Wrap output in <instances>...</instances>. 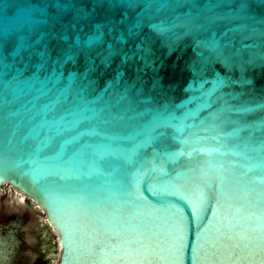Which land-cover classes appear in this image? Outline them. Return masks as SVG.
<instances>
[{
    "label": "snow or ice",
    "instance_id": "6c2138e0",
    "mask_svg": "<svg viewBox=\"0 0 264 264\" xmlns=\"http://www.w3.org/2000/svg\"><path fill=\"white\" fill-rule=\"evenodd\" d=\"M253 3L264 5V0H56L55 13L50 14L47 5L37 8L40 18L33 19L28 34L0 37V178L9 171L30 177L48 200L53 219L59 220L63 197L52 177L108 175L120 185L137 150L165 135L158 129L192 128L195 130L189 135L206 139L198 133L214 131V123L209 125L202 119L199 125L183 124L198 110L220 104L216 112L209 113L214 118L225 109L264 111V103L239 108L228 104L225 98H236V94L224 89L250 83L243 76L233 80L218 72L211 78L206 75L209 66L216 63L229 70L239 67L241 72L245 65L256 63L254 56L238 60L240 52L234 39H226L230 32L250 30L254 35L258 31L255 27L243 23L221 31V22L226 20L264 25V14H254ZM189 4L188 11H180ZM224 5L229 10L218 11ZM162 12L171 15L158 19ZM260 34L264 35V30ZM181 36H192L202 51L189 65L192 80L186 89L198 93L188 100L195 101L197 108L181 104L187 110L180 117L181 124H174L177 117L168 111L167 103L143 109L141 105L153 103V92L164 95L158 75L150 81L144 76L149 69L159 71L152 59L153 44L159 40L171 52ZM128 69L135 72L134 77L126 78ZM109 75L100 87V80ZM250 127L252 136L256 128L264 131V119ZM252 136L251 150L264 154V135ZM125 140L133 141V146L116 143ZM65 238L71 252L68 231ZM228 239L223 250L234 253L240 244ZM99 251L106 255L107 247ZM124 255L137 258L121 260L120 264H150L136 250ZM93 264L114 262L101 259ZM244 264H264V245L247 247Z\"/></svg>",
    "mask_w": 264,
    "mask_h": 264
},
{
    "label": "water",
    "instance_id": "95a60500",
    "mask_svg": "<svg viewBox=\"0 0 264 264\" xmlns=\"http://www.w3.org/2000/svg\"><path fill=\"white\" fill-rule=\"evenodd\" d=\"M55 3L56 0H0V37L28 34L33 19L40 18L36 9L47 5L49 13H55ZM190 7L185 5L180 11L186 12ZM252 8L254 14H264V5L253 3ZM228 10L227 5L218 9ZM169 15L162 12L158 19ZM243 23L255 27L257 33L230 32L226 39H234L235 49L240 52L238 60L254 56L256 63L245 65L243 72L239 67L229 70L216 63L206 73L209 78L218 72L233 80L243 76L250 82L224 89L236 94V98L225 99L237 108L264 103V35L260 34L264 25L226 20L221 22V31ZM198 51L202 49H197L192 36H181L171 52L159 40L153 44L152 59L159 71L153 73L149 69L144 76L150 81L151 76L158 75L164 85V95L153 92V103L141 105L142 109L167 103L168 111L177 117L173 123L181 124L180 117L187 109L180 105L197 108L195 101L188 103V100L198 93L186 89L192 80L189 65L198 59ZM118 62L117 59L113 66ZM127 71L126 78L135 76L132 69ZM108 78L110 75L100 80V87ZM220 106L213 104L212 108L198 110L194 117L183 121L186 125H199L202 119L209 125L214 123L217 126L214 131L198 133L206 139L197 140L189 135L195 130L192 128L158 129L165 135L137 150L134 163L129 165L120 185L108 175L93 174L78 179L52 177L63 197L59 220L53 219L48 200L28 176L16 171L3 173L0 192L6 195L8 188H12L7 199L9 204L13 206L16 197L24 196L29 212L34 213L36 208L44 215L48 228L42 230V235L49 237L53 231L56 238L55 264H93L101 259L120 264L121 260L137 258L125 256L128 250L143 254L150 264H229L230 261L244 264L247 247L264 245V154L253 152L250 141L253 134L250 126L264 119V111L225 109L218 113V118L210 117L209 113L216 112ZM113 131L121 132L120 129ZM262 135L264 131L256 128L252 138ZM116 143L127 148L134 144L127 140ZM26 227L22 219L6 226L0 224V264H18L23 243L20 234ZM65 231L70 233L71 252ZM229 237L232 243L240 244L234 253L223 250ZM112 245L120 251H115ZM104 246L106 255L99 251ZM54 251L43 249L47 260L53 257Z\"/></svg>",
    "mask_w": 264,
    "mask_h": 264
},
{
    "label": "rangeland",
    "instance_id": "374dc122",
    "mask_svg": "<svg viewBox=\"0 0 264 264\" xmlns=\"http://www.w3.org/2000/svg\"><path fill=\"white\" fill-rule=\"evenodd\" d=\"M10 196L11 195H2L0 198V224L6 226L10 224L11 221L13 222L17 219H22L23 227L27 226L20 234L23 243L21 245L18 264H55L57 262L56 238L52 230L51 236L44 237L42 235V230L48 228L44 215L36 208L31 217L30 212L28 211H26L25 214H22L19 210L14 209L15 206H12L7 202V199ZM27 238L31 243L26 240ZM43 249L46 251H49L50 249L55 250L53 257L50 260L46 259L47 256L44 254Z\"/></svg>",
    "mask_w": 264,
    "mask_h": 264
},
{
    "label": "bare ground",
    "instance_id": "6f19581e",
    "mask_svg": "<svg viewBox=\"0 0 264 264\" xmlns=\"http://www.w3.org/2000/svg\"><path fill=\"white\" fill-rule=\"evenodd\" d=\"M12 188L10 189V187L8 188V194H6V195H11L12 193ZM3 193L2 192H0V196L2 195ZM4 196H6L5 194H3ZM16 200L14 201V205L13 206H15V203L17 202L18 203V205H16L15 207H14V209L15 210H19L22 214H25L26 213V211H28V209L26 208V197H24V196H21V197H16L15 198ZM31 204L33 205V202H31ZM34 207H36L35 205H33ZM29 212V211H28ZM33 214L34 213H32V212H30V217L31 216H33ZM33 220V219H32ZM32 220H31V222H32ZM29 243H31V241H29Z\"/></svg>",
    "mask_w": 264,
    "mask_h": 264
}]
</instances>
